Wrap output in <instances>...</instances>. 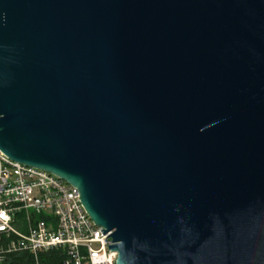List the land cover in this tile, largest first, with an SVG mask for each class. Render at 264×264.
I'll list each match as a JSON object with an SVG mask.
<instances>
[{"label": "water", "instance_id": "obj_1", "mask_svg": "<svg viewBox=\"0 0 264 264\" xmlns=\"http://www.w3.org/2000/svg\"><path fill=\"white\" fill-rule=\"evenodd\" d=\"M0 151L116 264H264V0H0Z\"/></svg>", "mask_w": 264, "mask_h": 264}, {"label": "built area", "instance_id": "obj_2", "mask_svg": "<svg viewBox=\"0 0 264 264\" xmlns=\"http://www.w3.org/2000/svg\"><path fill=\"white\" fill-rule=\"evenodd\" d=\"M110 235L90 220L76 188L0 151V264H42L50 255L58 264H116Z\"/></svg>", "mask_w": 264, "mask_h": 264}, {"label": "trees", "instance_id": "obj_3", "mask_svg": "<svg viewBox=\"0 0 264 264\" xmlns=\"http://www.w3.org/2000/svg\"><path fill=\"white\" fill-rule=\"evenodd\" d=\"M58 261H59V258L58 256L56 257L55 255L41 257L42 264H51V263L58 264Z\"/></svg>", "mask_w": 264, "mask_h": 264}]
</instances>
